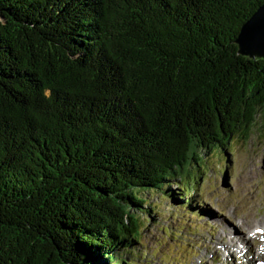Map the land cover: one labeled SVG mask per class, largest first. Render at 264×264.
<instances>
[{"label": "trees", "instance_id": "trees-1", "mask_svg": "<svg viewBox=\"0 0 264 264\" xmlns=\"http://www.w3.org/2000/svg\"><path fill=\"white\" fill-rule=\"evenodd\" d=\"M263 5L0 0V264H136L145 194L193 206V164L264 119Z\"/></svg>", "mask_w": 264, "mask_h": 264}, {"label": "rangeland", "instance_id": "rangeland-1", "mask_svg": "<svg viewBox=\"0 0 264 264\" xmlns=\"http://www.w3.org/2000/svg\"><path fill=\"white\" fill-rule=\"evenodd\" d=\"M263 120L259 117L249 141L235 139L226 153L204 154L202 168L193 164L192 178L198 181L193 206L189 203L194 196L181 197L179 204L160 192L145 194L155 211L142 216V222L146 220L147 224L143 225L141 245L127 255L128 263L234 264L243 256L245 260L249 246L264 247V235L248 247L240 239L253 231L258 233L256 227L264 224ZM169 189L180 193L176 185ZM246 219L255 226L249 231L237 227L236 231L237 224ZM218 238L226 241L220 244ZM232 238L238 239V244L228 248L234 251L229 254L223 246L230 245ZM262 249L259 252L264 257Z\"/></svg>", "mask_w": 264, "mask_h": 264}, {"label": "water", "instance_id": "water-1", "mask_svg": "<svg viewBox=\"0 0 264 264\" xmlns=\"http://www.w3.org/2000/svg\"><path fill=\"white\" fill-rule=\"evenodd\" d=\"M237 43L242 55L264 58V5L243 26Z\"/></svg>", "mask_w": 264, "mask_h": 264}, {"label": "bare ground", "instance_id": "bare-ground-1", "mask_svg": "<svg viewBox=\"0 0 264 264\" xmlns=\"http://www.w3.org/2000/svg\"><path fill=\"white\" fill-rule=\"evenodd\" d=\"M250 218V217H249ZM248 221L249 220H243L242 222H239L238 224H237V226H236V231H237V227H238V229H240V230H242V231H246V230H250V229H252V227H254V226H250V224L248 223ZM251 221V220H250ZM253 223V222H252ZM262 225H264V224H261L260 223V226H258V227H256V230H260V229H262L263 230V234H259V233H255V231H253L252 233H251V235H249L248 234V236L249 237H247V236H245V237H241L240 239L242 240V241H244L245 243H247L248 245H247V247L250 245V243H251V241H253V240H258V239H260V236H262V235H264V227L262 226ZM235 230V229H234ZM252 231V230H251ZM225 238V237H224ZM219 239V241H220V244L222 243L223 244V242H225V241H223L222 240V238L220 239V238H218ZM217 239V240H218ZM263 239V238H262ZM261 239V240H262ZM232 241H230L231 242V244L229 245V244H224V248L226 249V251H228V252H230L229 254H231V250L230 249H228V248H230L231 246H233V247H235V246H237V244H238V241H236V240H238V239H234V238H232L231 239ZM246 240H248V241H246ZM264 240V239H263ZM250 241V242H249ZM229 242V243H230ZM264 244V243H263ZM261 248H263L262 250L264 251V247H261ZM261 248H259V247H257V246H255L254 245V247L252 246H249L248 247V251H246V253H245V255H246V257H245V264H250L252 261H258V260H263V259H256V258H258V257H263L262 255L263 254H261L259 251H260V249ZM243 249H241V251H242ZM234 252V251H233ZM233 252H232V254H233ZM236 252V251H235ZM217 253V252H216ZM258 256V257H257ZM264 258V257H263ZM233 260V259H232ZM235 260H237V259H235ZM235 260H234V262H235ZM233 262V261H232ZM238 262V263H237ZM237 262H235L234 264H241V262L239 261V260H237ZM232 264V263H231Z\"/></svg>", "mask_w": 264, "mask_h": 264}]
</instances>
